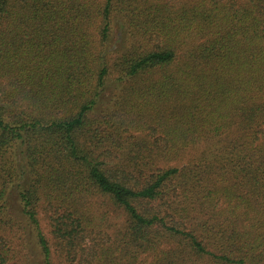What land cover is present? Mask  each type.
<instances>
[{"label":"trees","instance_id":"trees-1","mask_svg":"<svg viewBox=\"0 0 264 264\" xmlns=\"http://www.w3.org/2000/svg\"><path fill=\"white\" fill-rule=\"evenodd\" d=\"M0 264H264V0H0Z\"/></svg>","mask_w":264,"mask_h":264},{"label":"rangeland","instance_id":"rangeland-1","mask_svg":"<svg viewBox=\"0 0 264 264\" xmlns=\"http://www.w3.org/2000/svg\"><path fill=\"white\" fill-rule=\"evenodd\" d=\"M173 1H174V0H172V2H173ZM109 98L111 99V96L108 97V100H109ZM115 100H117V97L113 96V98H112V102L115 101Z\"/></svg>","mask_w":264,"mask_h":264}]
</instances>
